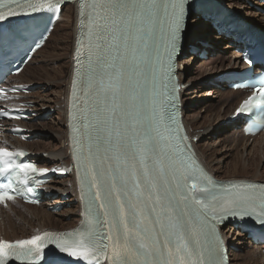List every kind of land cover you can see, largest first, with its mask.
Returning a JSON list of instances; mask_svg holds the SVG:
<instances>
[{"label": "snow or ice", "instance_id": "1", "mask_svg": "<svg viewBox=\"0 0 264 264\" xmlns=\"http://www.w3.org/2000/svg\"><path fill=\"white\" fill-rule=\"evenodd\" d=\"M189 2L91 0L85 6L87 57L73 80V95L82 102L73 139L88 190L90 226L70 239L48 233L14 243L0 239V264L39 261L48 245L88 264H221L217 222L229 213L243 215L241 209L257 199L264 205V195L248 188L216 191L185 154L175 104L165 103L175 100L170 88L178 91L174 54L183 40ZM27 7L32 13L40 10L35 4ZM29 14L24 7L9 8L0 11V22ZM25 31L5 32L0 25V52L26 42ZM249 86L252 95L238 115L257 107L264 111V83ZM0 116L19 118L11 111ZM14 155L24 153L0 148V175L15 173L27 183L29 174L47 173L31 162H10ZM14 192L11 183H0V203L13 200ZM257 222L264 226V215Z\"/></svg>", "mask_w": 264, "mask_h": 264}, {"label": "bare ground", "instance_id": "2", "mask_svg": "<svg viewBox=\"0 0 264 264\" xmlns=\"http://www.w3.org/2000/svg\"><path fill=\"white\" fill-rule=\"evenodd\" d=\"M224 1H227L228 6H230L232 9L236 10L239 13H242L243 16L245 18H247L251 22L252 25H254L255 27L260 26V29L264 30V16H261L257 12V10L254 11L252 9H249V6L244 5V2L246 0H224ZM250 1H252V0H250ZM253 5H257V4L253 3ZM73 10L74 9L71 5L65 6L64 10H62V12H61V16H60L59 21L57 23H55L51 33L49 34L48 38L46 39V42L44 43V45L36 51L34 56L26 63V65L24 66L22 71L18 74V76L16 78L17 83H19V84H32V81L24 78V73L26 72L27 68L31 65V63L34 62V58L41 55L43 53V51L46 49V45L50 41V39L52 38V35L56 32L58 24L60 22H62L63 19H67L69 21V26H70V21H71L70 19L72 18L71 12ZM196 19H198V20L193 21V24H188V34L192 35L193 37H197L199 34H201V32H198V29H200V27H199L200 23H206V25H204V24H202V25L204 27L208 26V28H209L208 23L205 20H203L201 17L196 18ZM67 23L68 22H66L65 24H67ZM66 26H68V25H66ZM201 28H202V26H201ZM203 30H205V32H208V30H206V28H204ZM75 32H76V27L73 30L74 35H75ZM208 51L210 54L213 53L212 50H208ZM55 53H57V54H56V58H54V59L58 60V59L64 58V55H63L64 53H62V52L59 53L58 51ZM180 58H179V64H180L179 75H180V78L183 80L184 78H186V69H185V64L181 61ZM221 60H222V62L219 61L220 62V68H222L221 73L225 72V71H229V70L230 71L235 70V67L237 65V61L240 60V55H237V53L232 52L230 56H226L225 58H223ZM225 61L228 63V65L224 64ZM54 62H56V61H54ZM207 64L208 63L202 64V66L205 67V66H207ZM47 68L48 69L50 68L53 71V72L52 71L51 72H52V76H54V78H52L50 80L47 79V83H48L47 85H52V87H53L52 93L55 96L53 97L51 95L50 96L46 95L43 98L37 94H35V95L32 94L33 96H35V99H36L35 101L34 100L33 101L35 102V104L38 103L37 105H39L41 108H49V107L53 108V106L54 107L58 106L59 110H61L60 109V99H61L60 97H62V98L65 97V94L68 91L69 81L67 82V84L64 87H62L60 84H57L55 82V80H57V78H60L59 80L63 81V79H65V77L66 78L68 77V79H70L71 75H68L66 73L64 78H62L63 70H64L63 69L64 63H62L61 65L56 66V67H52V66L46 67V65H41L39 69L43 73H45L46 77H48L47 76L48 75ZM199 69H200V71H202L201 77L203 79L206 78L205 76L209 77L210 75L211 76L208 80H211V78H213V76H212L213 73H210L213 70H211L209 73L208 72L206 73L205 71H203L201 66L199 67ZM201 77H199V78H201ZM191 79H193V78H190V80H188V82L186 84L187 89L183 93V97H185L182 100L184 103V110H186L185 104H187L188 100H190L191 98L196 96L197 93H200V97H204V96L206 97V95L208 94V91H206L205 89L194 87L193 85H190V82L192 81ZM60 82H58V83H60ZM187 91H189V92H187ZM212 95H214L212 98H216L214 103H213V106H215L217 108L216 110L212 109L213 110L212 113H214V118H213L212 122L209 119L208 120L209 122H201L200 123L198 116H196V117L194 116L192 118L184 116L188 129L192 130L194 132V137H196L198 139V141L196 143V149L198 151V154H199L201 160L204 162V164L206 165L208 170L213 175H215L216 177H219L221 179H226V180H229V179H258V180H260L262 178L264 179V174L262 177L261 172L258 169L259 167H261L262 170L264 169V136L257 137L256 139L252 140L251 143L249 144L248 143L249 140L242 137L241 133L236 128L237 123H234V124L230 123V121L227 120V115L225 114V111L223 112V110H226V108L229 107L230 109H227V110H229L228 112L231 114L233 112L234 108L236 107L238 101L240 99H242L243 96L241 95L240 92H232V91L225 90L224 86H222L220 88V90H214ZM234 95H235V98L232 97ZM230 97H232V98H230ZM229 99H231V101H229ZM185 112H187V111H184V113ZM207 114L210 115L211 113L210 114L207 113ZM208 115L205 118H208L209 117ZM51 120L57 121L56 126L58 128V123H61V121H62V119L60 117V112L57 114L56 118H52ZM202 126H205V128H201ZM216 127H218V128H216ZM29 128H31V127H29ZM232 128L235 129L234 130L235 132L233 131V133H230ZM214 129H217L216 132L220 133L223 137L224 136L226 137L229 134H231V135L226 137L228 139L227 141H220L219 144L215 146L214 144L209 142L210 138L208 137V135L212 134V131H214ZM32 130H34V129H32ZM65 133H66V128H65V130H62V131L57 130V132H55L56 136H54V138H56L55 139L56 151H52L51 155H49L47 158L42 159L43 165H47L48 167H50L52 165L57 164L56 160H59V159H62L63 157H65L66 151H67L65 148V142H67V138L65 141ZM208 133H210V134H208ZM32 144H34V143L33 142L27 143L24 146L30 148V150H32V153L36 154L37 152L35 153L34 150L31 148ZM238 146H239V148H241L240 153H238V151L236 149V147H238ZM220 147L222 150L225 149L226 147L228 148V151L226 150L227 152L225 151L223 153L224 157H227L228 159H230V157H231L230 153L233 150L235 151V154L237 152V155L240 156L239 159H232V161L225 164L227 166L228 170L232 169L231 170L232 173H227L226 172L227 169L224 170L226 173H224V172L221 173V171H222V165H221L222 158H217V155L221 152ZM38 148H36V149H38ZM259 150H260V159H259L257 166L255 167L256 168V175H253L255 177L248 178L249 176L248 177L244 176V175H246L247 166H248V164H250L248 154H251L253 151L252 157H254L258 153ZM248 151H249V153H247ZM39 152L40 151H38V153ZM244 153L245 154L247 153L245 158H243ZM235 158H236V156H235ZM239 173H241V174H239ZM262 173H264V170L262 171ZM216 174H218V176ZM222 174L224 176H222ZM236 176H240V177H236ZM53 188H58L62 191H67V188H65L63 183L60 181L55 182L53 184ZM57 201L62 202L64 200L58 199ZM67 204H70L69 208L64 210V211L61 209V212H59V216L60 217L63 216V218L68 217L69 219L67 222L61 221L64 224L61 222L58 223V224H60V226H64V227L59 228V229L71 228L77 222V214L75 212L76 207L73 203V200L72 199L68 200L67 202H65L64 205H67ZM27 208L29 210H33V212L36 211V213L33 216H36L37 218H39L38 221L36 222L37 226L35 227V225H32V224H34L32 222H26L24 217L20 218L21 217V215H20L19 216L20 221L27 223L29 225L30 231L27 232L26 229H23L20 227L21 229H23V231H21V233L18 234L16 232L17 229L15 228L16 227V220H14V218L12 216H10L9 214L4 213L3 215H1L4 218L2 217L0 220V236H3L9 240H13V239H18V238L28 237V236L34 235L36 233H39L41 231L49 230V227L52 226L50 224H51L52 220L54 219V217H52V216H55V215L46 212L43 208H36V207H31V206H29ZM11 211L13 212L14 209H12ZM16 216L18 217L17 214H16ZM16 216H14V217L17 218ZM53 229L55 230L58 228H53ZM19 231H20V229H19ZM224 233H225L227 239L229 240L230 244H232V246H233L234 241H235L234 239L240 236L239 234L233 232L229 228H227L224 231ZM245 243H247L249 245H247V247L245 248V251L242 255H239V256L234 255L232 253V249H230L229 254L231 255V258H232L231 264H264V256H262V254H261V249L258 248L257 246L252 245L249 240H247Z\"/></svg>", "mask_w": 264, "mask_h": 264}, {"label": "rangeland", "instance_id": "3", "mask_svg": "<svg viewBox=\"0 0 264 264\" xmlns=\"http://www.w3.org/2000/svg\"><path fill=\"white\" fill-rule=\"evenodd\" d=\"M224 2L227 3V1H224ZM244 5H247V6H249V9L256 11L254 8H252V5H248L246 2H244ZM64 8H63V10H64ZM257 12L260 14L259 11H257ZM71 15L70 16L72 18L70 19L71 20L70 26H69V21L67 19H63L62 22H60L58 24L56 32L52 35V38L50 39V41L46 45V49L43 51V53L41 55L34 58V62L31 63V65L27 68L26 72L24 73V78L32 81V84L35 86L31 95L37 94L43 98L46 95H48V96L51 95L53 97L55 96L52 93L53 92L52 85H47L48 84L47 79L50 80V79L54 78V76H52L53 71H52V69L47 68V73H48L47 76L48 77H46L45 73H43L39 69L41 65H46V67H51V66L56 67V66H59L62 63H64V68H63L64 70H63L62 78H64L66 73L68 75H71V67L70 66H71L72 41H73V36H74L73 30L76 27L75 20L73 19V11L71 12ZM261 16H263V15H261ZM194 17L191 18V20L188 22V24H193V21L198 20V19H196L197 16H194ZM66 22H68V23L65 24ZM74 24H75V26H74ZM202 24L206 25V23H200L199 24L200 29H198V32H201V34L207 36L206 40L213 45V53L210 54L206 60L198 59L197 57L192 56L191 54H186L184 59L182 57L180 58L181 61L185 64V69H186V78L183 79L184 84H187L188 80H190V78H193V79H191L192 81L190 82V85H193L194 87H198V88H203L206 91H208V94L206 93L207 94L206 97L205 96L200 97V93H197L196 96H194L193 98L188 100L187 104H185L186 110H184V111H187L188 113L185 112L184 116L189 117V118H192L194 116L195 117L198 116L200 123L201 122H209L208 121L209 119L211 122L213 121L214 113H212V111H213L212 109L216 110L217 108L215 106H213V103H214L216 98H212L214 96L212 94H213L214 90H220V89L212 88L215 86L208 84V81L213 80V78L211 80H208L211 75L209 77L205 76L206 77L205 79H203L201 77L202 71H200L199 67L201 66L203 71H205L206 73L207 72L209 73L211 70H213L210 72V73H213V75H212L213 77L216 75H219L221 73V70H222V68H220V62L219 61L222 62L221 59L225 58L226 56H230L231 53L234 52V51L229 49L230 47H227L228 43L226 42L225 39H223V38L219 39L218 37H215V36L212 37L211 34H208L209 32L211 33L210 27L209 28H208V26L204 27ZM66 25H68V26H66ZM201 26H202V28H201ZM204 28H206V30H208V32H205V30H203ZM57 51L59 53H61V52L64 53L63 59H58V60L54 59V58H56L57 53H55V52H57ZM54 61H56V62H54ZM205 63H208L207 66H205V67L202 66V64H205ZM224 64L228 65V63L226 61L224 62ZM199 77H201V78H199ZM59 79L60 78H57V80H55V82L57 84H60L62 87H64L68 82V77L67 78L65 77V79H63V81H61ZM58 82H60V83H58ZM209 86H212V87H209ZM187 92H189V91H187ZM33 95L31 96V98H32V100L35 101L36 99H35V96H33ZM232 97L235 98V95ZM232 97H230V98H232ZM60 98H61L60 99V106H61L65 98L64 97L63 98L60 97ZM184 98L185 97H183V99ZM229 101H231V99H229ZM37 104L38 103H36V108H37L36 109L37 110L36 119L31 121L29 126H28V127H31L30 128L31 130L34 129L33 132L36 133L35 136L33 137L32 141H31L34 143V144H32L31 148L34 150L35 153L36 152L38 153V151H40L38 154H41L43 156L48 157L49 155H51L52 151H56V142H55L56 138H54V136H56L55 132H57V130H60V131L65 130L64 124H63L64 116L61 114V111L59 110L58 106H55V107L53 106V108H51V107L41 108ZM50 109L54 110L53 114L52 113L47 114ZM227 109H230V108L229 107L226 108V110H223V112L225 111V114L227 115V118H228L230 113L228 112L229 110H227ZM59 112H60V117H61L62 121H61V123H58V128H59L58 129L56 126L57 121H52L51 119L56 118L57 114ZM207 113H209V114L211 113V114L208 115ZM45 114H47L46 117H43ZM207 115L209 117L205 118ZM201 128H205V126H202ZM216 128H218V127H216ZM232 129H231L230 133H233V131L235 130V129H233V130ZM216 131H217V129H214V131H212V134L208 133V134H210V135H208V137L210 138L209 142L214 144L215 146L218 145L220 141H227L228 139L226 137L231 135V134H229L226 137L225 136L223 137L220 133H218ZM248 143L250 144L251 141L249 140ZM36 148H38V149H36ZM236 149H237L238 153L241 152V148H239V146L236 147ZM220 150H221V152L217 155V158H222V160H221V165H222L221 173H223V172L224 173H226V172L232 173L231 172L232 169L228 170V168L225 164L232 161V159H239L240 156L237 155V152L235 154V151L233 150L230 153L232 158L230 157V159H228L227 157H224V155H223V153L226 150L228 151V148L226 147L225 149L222 150L220 147ZM247 153H249V151ZM247 153L243 154V158L246 157ZM248 155H249L248 158H249L250 164H248L247 170H246V175H244V176H246V177L249 176L248 178H250V177H255L253 175H256V168L255 167L257 166L259 159H260V150L258 151V153L254 157H252L253 151L251 154H248ZM235 156H236V158H235ZM225 169H227L226 172L224 171ZM258 169L260 170L261 176L263 177L264 173H262V171L264 169L262 170L261 167H259ZM239 174H241V173H239ZM216 175L218 176V174H216ZM222 176H224V175L222 174ZM236 177H240V176H236ZM69 205L70 204L63 205L62 210L64 211V210L68 209ZM13 212H11L9 215L12 216L14 218V220H16V227L15 228L17 230L16 229L15 230L18 234L21 233V231H23V229H26L27 232L30 231L29 225L23 221H20V219H19L20 215H21L20 218L24 217L26 222H32V223H34L32 225H35V227L37 226L36 222L38 221L39 218H37L36 216H33L36 213V211L33 212V210H29L28 208L20 207V208H15ZM16 214L18 215V217L16 216ZM14 216H16L17 218H15ZM55 216H52V217H54V219L52 220V222L50 224L52 226H50L49 229L62 228L64 226H60V224H58V223H60L61 221L67 222L69 219L68 217L67 218L66 217L63 218V216L60 217L59 214H56ZM2 217L3 216L0 217V220ZM63 222H61V223H63ZM20 227L23 229H21ZM19 229H20V231H19ZM234 240L235 241H234L233 247L236 249V251L235 252L232 251V253L234 255H237V256L242 255L244 253L247 245H249V244L245 243L247 240L245 238H243V236H239V237L235 238ZM231 263H232V261H231Z\"/></svg>", "mask_w": 264, "mask_h": 264}, {"label": "water", "instance_id": "4", "mask_svg": "<svg viewBox=\"0 0 264 264\" xmlns=\"http://www.w3.org/2000/svg\"><path fill=\"white\" fill-rule=\"evenodd\" d=\"M192 43L187 41L186 44H185V48L189 47V45H191Z\"/></svg>", "mask_w": 264, "mask_h": 264}]
</instances>
